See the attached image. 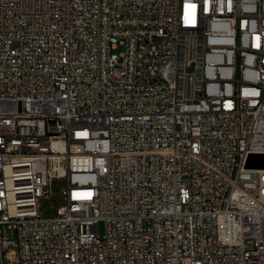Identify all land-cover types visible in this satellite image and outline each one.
<instances>
[{"label":"built area","instance_id":"obj_1","mask_svg":"<svg viewBox=\"0 0 264 264\" xmlns=\"http://www.w3.org/2000/svg\"><path fill=\"white\" fill-rule=\"evenodd\" d=\"M251 155L264 0H0V264H264Z\"/></svg>","mask_w":264,"mask_h":264},{"label":"rangeland","instance_id":"obj_2","mask_svg":"<svg viewBox=\"0 0 264 264\" xmlns=\"http://www.w3.org/2000/svg\"><path fill=\"white\" fill-rule=\"evenodd\" d=\"M121 51H122L121 47L114 50L115 53H120ZM61 185L62 184H60L59 182H55L53 184L55 188L54 190L55 194L50 200H46L43 202L42 207L44 210L54 211V209H56V206H58L61 203V198L59 196L60 194L59 187H61ZM98 229H99V234L102 236L105 232V224L103 221L99 222Z\"/></svg>","mask_w":264,"mask_h":264},{"label":"water","instance_id":"obj_3","mask_svg":"<svg viewBox=\"0 0 264 264\" xmlns=\"http://www.w3.org/2000/svg\"><path fill=\"white\" fill-rule=\"evenodd\" d=\"M264 155H251L248 160V166L252 167H263Z\"/></svg>","mask_w":264,"mask_h":264}]
</instances>
